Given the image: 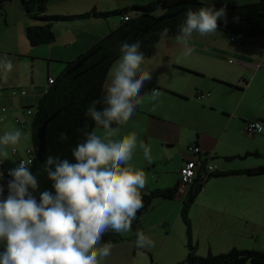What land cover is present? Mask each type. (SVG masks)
<instances>
[{
	"label": "crops",
	"instance_id": "0c3cea01",
	"mask_svg": "<svg viewBox=\"0 0 264 264\" xmlns=\"http://www.w3.org/2000/svg\"><path fill=\"white\" fill-rule=\"evenodd\" d=\"M150 1L152 0H51L44 14L73 16L92 9L97 12H119ZM257 1L203 0L208 4L234 6ZM5 8L6 13H0V60L5 56L13 58L14 68L7 74L0 68V135L16 128L30 134V140H22L15 147V155L12 154V149L9 152L4 166L10 169L24 159L23 151L26 154V150L32 148V118L26 114V109L38 103L47 88L48 78L55 79L65 63L75 60L109 32L119 28L122 17H135L136 14L131 12L121 16L114 13L106 18L89 17L54 22L51 29L55 40L48 45L31 47L25 41L26 28L42 23L31 20L16 0L7 2ZM197 34L193 33L189 44L195 49L190 56L181 54L182 47L176 40L177 36L166 35L158 40L154 55L145 58L142 66L153 74L152 81L145 83L142 95L150 94L153 89L158 90L161 96L157 106L154 109L153 102L145 96L143 103L136 109V115L126 125L119 126L122 135L135 131L138 142L143 141L151 148L150 163L144 159L143 150L139 147L131 160L135 168L143 169L146 173L147 184L142 193L176 189L172 199L155 200L142 217L139 231L144 234L146 227L155 231L159 227H168L171 217L174 224L181 219L180 209L188 189H181L179 170L189 158L188 149L191 146L200 148L202 160L215 168L214 175L257 167V164L249 161V158L258 155L256 148L251 147H255L253 143L257 140L264 138V131L248 135L243 126L249 121H259L264 128V34L239 38L216 30L205 36L203 42ZM36 60L44 62L41 75L46 78L43 77V81L34 77ZM116 60L108 70L102 96L108 74ZM200 94H205L204 98L201 99ZM3 107H10L12 110L2 112ZM258 135L262 137L258 139ZM220 146L224 149L218 152ZM227 149L234 152L229 154ZM219 153L223 154L224 161ZM233 161L237 163H231ZM212 176L207 178L200 192H205L207 188L213 192L209 205L239 206L244 201L245 191L248 194L251 191L254 193L253 178L256 176ZM250 198L253 199V195ZM204 209L205 215L210 214L209 206ZM190 222L192 243L195 245V230L192 220ZM183 226L185 228L184 223ZM136 232L132 228L127 233L112 232L122 240L113 243L111 255L102 264H147L139 254H153L150 249L156 246L158 236L152 232L149 238L154 241V246L140 249L135 245ZM166 242L167 239L164 243ZM0 251H3L2 243ZM151 254L148 255L149 263L159 264V260H154Z\"/></svg>",
	"mask_w": 264,
	"mask_h": 264
},
{
	"label": "clouds",
	"instance_id": "9594fccd",
	"mask_svg": "<svg viewBox=\"0 0 264 264\" xmlns=\"http://www.w3.org/2000/svg\"><path fill=\"white\" fill-rule=\"evenodd\" d=\"M185 15L176 40L181 54L190 56L195 51L189 46L193 33H215L225 8L200 7ZM167 32L163 29L161 36ZM119 51L104 95L87 109L95 128L81 130L84 139L71 151L75 163L52 156L44 161L53 191L41 192L38 199L34 195L39 184L31 171L32 159L21 160L8 170L6 195L0 184V264H102L114 247L111 242L102 243L104 234L131 231L137 212L143 208L142 190L147 184L145 171L135 168L131 160L139 147L150 163L151 148L138 142L135 131L122 135L119 126L136 115L145 96L155 109L161 93L153 89L142 95L153 74L142 67L145 56L139 40L121 42ZM0 68L6 74L11 72L13 58L5 56ZM60 139L66 135L61 133ZM22 140H30V134L19 128L0 135V164L9 158V147L15 151ZM3 178L0 170V180ZM135 245L143 249L154 246V241L138 230Z\"/></svg>",
	"mask_w": 264,
	"mask_h": 264
},
{
	"label": "trees",
	"instance_id": "16d2710c",
	"mask_svg": "<svg viewBox=\"0 0 264 264\" xmlns=\"http://www.w3.org/2000/svg\"><path fill=\"white\" fill-rule=\"evenodd\" d=\"M9 1L11 0H0V13L2 15L6 13L5 4ZM16 1L20 3L24 13L31 20L42 23L26 28V39L31 47L48 45L55 40L54 32L51 29V25L54 22L73 21L89 17L106 18L114 13H118L121 16L131 12L136 14L135 17L126 16V21L122 17V25L119 28L109 32L75 60L65 63L63 70L55 78L54 82L48 86L47 90L44 91L38 103L29 107L33 112L30 116L32 118L30 132L33 155V163L30 167L33 174L38 178L39 188L34 193L37 199L41 192L45 190L53 191L52 183L47 179V173L44 171L43 164L45 159L48 156H52L75 163L71 151L78 142L84 139L81 130L86 128L91 131L95 128L94 122L87 115V109L93 101L102 98L104 81L110 66L120 56L119 47L121 42L128 41L132 43L138 39L140 51L143 52L145 58H149L155 53V45L162 37L161 32L163 29H168L167 36H178L180 34V26L186 19V12H182L172 18H164L161 21H158V19L178 10L189 9L197 11L200 7L210 6H214L217 10L221 7L225 8L224 17L218 22H223L227 29L218 26L217 30L239 38L264 34V0L240 6L223 3L208 4L203 2V0H152L147 4L134 5L119 12H97L92 9L90 12L73 16H46L44 12L51 0ZM144 28H148L146 32L141 31ZM84 58L83 65L74 70L77 63ZM101 58H104V60L94 66ZM97 107L99 108L101 105H97ZM57 110H61V112L48 123L44 135L45 149L40 159L37 160L35 132L41 123ZM61 133L66 135V139H60ZM212 175L209 177L227 175L259 176L264 175V165ZM8 178L10 177H6V179ZM2 181L0 180V184L3 185ZM204 182H195L194 185L188 188L186 197L181 205L180 217L186 228L187 256L180 264H245L247 262L264 264V252L256 250H242L234 247L226 253L217 255L211 252H207L205 256L196 254V248L191 238L189 212L201 192ZM175 192L176 189L173 188L142 193L143 208L137 212L131 228L135 231L140 230L141 219L152 207L154 201L158 199L170 200L174 197ZM120 240L122 238L112 232H106L102 237V243L111 242L113 244Z\"/></svg>",
	"mask_w": 264,
	"mask_h": 264
},
{
	"label": "rangeland",
	"instance_id": "374dc122",
	"mask_svg": "<svg viewBox=\"0 0 264 264\" xmlns=\"http://www.w3.org/2000/svg\"><path fill=\"white\" fill-rule=\"evenodd\" d=\"M196 36L201 37L199 40L202 42L206 39L205 36H201L199 33ZM25 41H27L26 38ZM32 49L35 48H28V50ZM35 63L37 67L34 69V77L36 80L43 81V77L46 78L45 75H41L43 74L42 63L44 62L42 60H36ZM30 70L29 65V71ZM5 109L12 110L10 107H6ZM14 125L16 124L14 123ZM260 137H262V135L257 136L258 139ZM253 144L255 147L251 148H256L255 151L258 155L252 156L249 158L251 159L249 161L257 164V166H262L264 165V138L257 140V142ZM11 149L10 147V153ZM223 149L224 148L220 146L218 152ZM227 152L232 154L234 151L227 149ZM23 156V160L28 159L24 151ZM219 156H221V160L224 161L222 159L223 154L219 153ZM220 158L218 159L219 161H221ZM231 163H237V161ZM253 179H255V184L252 187L254 193L251 191L248 194V192L245 191V193H243L244 201L242 205L239 206L233 204L209 205L213 196V192L210 188H207L205 192L200 193L197 197L190 209L189 219L190 221L192 220L195 230L194 243L198 256H205L207 252H211L214 255L226 253L234 247L242 250L264 252V175L256 176ZM251 195H253V199L250 198ZM205 206H209L210 214H204L203 210H205ZM152 232L157 234L159 240L154 249H150L153 254H139L147 264H150L149 254L153 256L154 260H159V264H179V262L185 260L187 256V248L185 247L186 235L181 219L174 224L173 217H171L168 227H159V229L157 228L155 231L146 227L145 235L151 237L153 234ZM166 239L167 242L164 243ZM245 264L252 263L247 262Z\"/></svg>",
	"mask_w": 264,
	"mask_h": 264
},
{
	"label": "built area",
	"instance_id": "2783aa9c",
	"mask_svg": "<svg viewBox=\"0 0 264 264\" xmlns=\"http://www.w3.org/2000/svg\"><path fill=\"white\" fill-rule=\"evenodd\" d=\"M123 20L126 21L127 17H123ZM231 40H233V38ZM54 80L55 79L53 77L48 78L47 88L49 85H51L54 82ZM47 88L45 90H47ZM22 94H24L23 91ZM204 96L205 94L199 95L201 99L204 98ZM5 110H6L5 107L1 108L2 112H4ZM32 113L33 112L31 111V109H26V114L28 116H31ZM261 128L262 125L259 121H249L246 122L243 126L244 132L247 133L248 135L258 134ZM188 150H189V158L184 161L183 166L179 170V183L181 189H188L192 185H194L195 182L196 183L204 182L210 175H212V173L215 172V168L213 166L202 160L201 157L202 154L198 146H191ZM12 154L15 155L16 151L12 150ZM26 155L28 159H33L31 148L26 150ZM20 161L21 160H19L18 163ZM0 170L4 172L3 180H5L6 177H8L7 172L9 169L4 166V162L0 164Z\"/></svg>",
	"mask_w": 264,
	"mask_h": 264
},
{
	"label": "water",
	"instance_id": "95a60500",
	"mask_svg": "<svg viewBox=\"0 0 264 264\" xmlns=\"http://www.w3.org/2000/svg\"><path fill=\"white\" fill-rule=\"evenodd\" d=\"M188 10H189V9L175 11V12L172 13V14H169V15L163 16L162 18L158 19V21H161V20L164 19V18H172V17H174V16H176V15L182 13V12H187ZM217 23H218V26H219V27H223V28L227 29V26H226L223 22H222V23H221V22H217ZM147 29H148V28H144V29H142L141 31H142V32H146ZM103 60H104V58H101L98 62H96V63L94 64V66L97 65V64H99V63H100L101 61H103ZM84 61H85V58L82 59V60H80V61L77 63V65L74 67V70H76L78 67H81V66L83 65V62H84ZM86 70H88V69H86ZM61 110H65V109H61ZM61 110H57L55 113H53V114H52L51 116H49L47 119H45V120L41 123V125L37 128V130H36V132H35V139H36V141H37V146H36V158H37V160L40 159V157H41V155L43 154L44 149H45L44 135H45L46 127H47L48 123H49L50 121H52V120L56 117V115H58V114L61 112ZM9 179H10V178H9ZM9 179H5V180L2 181V182H3V185H4V187H5V193H4V195L7 194V188H6V185H7V181H8Z\"/></svg>",
	"mask_w": 264,
	"mask_h": 264
},
{
	"label": "bare ground",
	"instance_id": "6f19581e",
	"mask_svg": "<svg viewBox=\"0 0 264 264\" xmlns=\"http://www.w3.org/2000/svg\"><path fill=\"white\" fill-rule=\"evenodd\" d=\"M212 174H214V173H212Z\"/></svg>",
	"mask_w": 264,
	"mask_h": 264
}]
</instances>
